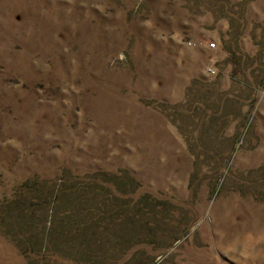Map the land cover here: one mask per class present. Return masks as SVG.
<instances>
[{
  "label": "rangeland",
  "instance_id": "374dc122",
  "mask_svg": "<svg viewBox=\"0 0 264 264\" xmlns=\"http://www.w3.org/2000/svg\"><path fill=\"white\" fill-rule=\"evenodd\" d=\"M0 264H264V0H0Z\"/></svg>",
  "mask_w": 264,
  "mask_h": 264
},
{
  "label": "trees",
  "instance_id": "16d2710c",
  "mask_svg": "<svg viewBox=\"0 0 264 264\" xmlns=\"http://www.w3.org/2000/svg\"><path fill=\"white\" fill-rule=\"evenodd\" d=\"M30 181H32V180H31L30 178H27V179H25V180L23 181L22 184H20V186H24V184L27 185L28 183H30ZM81 181L83 182V181H86V180H79V181H76L75 184H73L72 186H75V185H76V186H79V185H81V186H82V185H88V184H83V183H81ZM116 186H117L116 188L119 189V190H120L121 187H123V185L121 184V182H116ZM15 224H16V223H15ZM25 228H26V225L24 226V229H25ZM14 230H15V229H11V232H9L8 234H9V235H13L12 232L16 234V232H15ZM23 231H24V230H23ZM22 233H23V236H25V237L28 236V235H26L24 232H22ZM19 235H21V233L16 234L15 237H17V236H19ZM15 237H13V238H14V241H16V240H15ZM20 239H21V238H20ZM12 240H13V239H12ZM21 240L24 241V239H21ZM19 242H20V241H19ZM25 243H26V246H25V248H26L27 245H28V241H27V242L25 241ZM15 244H16V242H15ZM25 248H22L21 250H22L23 255L26 256V254L24 253V252H25Z\"/></svg>",
  "mask_w": 264,
  "mask_h": 264
},
{
  "label": "built area",
  "instance_id": "2783aa9c",
  "mask_svg": "<svg viewBox=\"0 0 264 264\" xmlns=\"http://www.w3.org/2000/svg\"><path fill=\"white\" fill-rule=\"evenodd\" d=\"M212 45L215 46V43L213 42ZM211 70H213V71H212L213 73L216 72L214 68H211Z\"/></svg>",
  "mask_w": 264,
  "mask_h": 264
}]
</instances>
